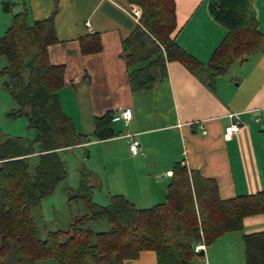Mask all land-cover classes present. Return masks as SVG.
<instances>
[{
	"label": "trees",
	"instance_id": "16d2710c",
	"mask_svg": "<svg viewBox=\"0 0 264 264\" xmlns=\"http://www.w3.org/2000/svg\"><path fill=\"white\" fill-rule=\"evenodd\" d=\"M129 1L140 6L142 14L123 40L122 55L128 66L155 57L147 67L129 72L135 91L167 78L170 60L181 61L213 86L212 81L235 62L264 50L252 0L211 1L213 16L229 33L206 66L172 36L177 27L175 0ZM15 3L7 0L3 9L11 13ZM58 41L54 14L31 21L26 8L12 14L10 27L0 36V57L8 60L0 76L18 106L8 117H26L28 129L36 132L34 138L0 137V264H37L45 259L57 264H125L145 250L155 251L159 264H195L201 255L195 250L199 242L211 245L227 232L244 230L246 217L264 214V191L222 199L214 180L182 162L173 166L163 202L142 209L114 195L108 205H100L93 201L95 176L83 168L79 191L68 199L84 200L87 213L68 230H51L40 238L33 209L68 175L60 151L117 136L113 110L95 118L90 135L80 132L65 113L59 98L65 66L52 64L48 52ZM80 48L84 55L101 52V36L81 37ZM99 219H106L109 229L95 232L80 226ZM244 243L246 263L264 264V232L245 234Z\"/></svg>",
	"mask_w": 264,
	"mask_h": 264
},
{
	"label": "crops",
	"instance_id": "0c3cea01",
	"mask_svg": "<svg viewBox=\"0 0 264 264\" xmlns=\"http://www.w3.org/2000/svg\"><path fill=\"white\" fill-rule=\"evenodd\" d=\"M5 1L1 0L2 7ZM14 1L18 12L29 10L31 21L54 14L59 41L48 52L52 64L65 66V86L59 98L76 128L90 135L96 117L115 111L112 126L117 136L60 151L64 160L62 153L80 150L78 156L91 164L87 167L95 176L94 190L107 203L97 201L93 191L94 202L108 205L111 196L122 195L142 209L161 203L177 162L214 180L222 199L264 191V50L235 62L212 81L213 86L181 61L170 60L167 78L135 91L129 72L155 60L128 66L122 55L123 40L139 23L133 9L138 8L141 17L140 6L129 0ZM211 1L175 0L177 27L172 36L182 50L205 66L229 33L213 16ZM252 8L258 29L264 33V0H252ZM10 25L6 24L5 31ZM93 33L101 36L103 50L84 55L80 38ZM126 108L133 111L128 122L121 116ZM233 123L241 128L227 136L226 128ZM132 133L141 142L138 155L130 151ZM32 160L37 162V158ZM64 161L68 175L52 195L69 179L68 161ZM73 168L78 183L66 186V191L80 186L83 167L75 162ZM42 201L33 209L35 222ZM244 224V230L227 232L206 245L195 264H247L244 235L264 232V214L248 216ZM71 225L58 229L68 230ZM125 264H159V260L155 251L145 250Z\"/></svg>",
	"mask_w": 264,
	"mask_h": 264
},
{
	"label": "rangeland",
	"instance_id": "374dc122",
	"mask_svg": "<svg viewBox=\"0 0 264 264\" xmlns=\"http://www.w3.org/2000/svg\"><path fill=\"white\" fill-rule=\"evenodd\" d=\"M19 11L17 6H14L11 13H7L1 4L0 0V34L4 33L6 29V24L11 23L12 14ZM6 22V23H5ZM2 35V34H1ZM8 63V60L5 56L0 57V70L3 69ZM4 78L0 76V137L4 138L7 135L10 136H24L29 138H34L36 132L28 129V119L26 117H20L18 119L11 120L8 115L18 106L13 101L11 95L3 86ZM80 150H73L69 153H62L64 160L68 161V169L70 176L67 182H63L59 185L55 195H49V197L44 198L42 205L35 211L36 224L38 227V236L40 238H45L46 233L58 229L59 227L67 229L69 224L75 222L78 216L84 215L87 213V207L84 200L73 201L69 203L68 197L69 194H77L79 189L74 188L72 191L68 192L65 190L66 186H71L75 183H78V178L75 176L74 164L79 163L83 168L91 166L87 159L83 156H78ZM78 157H77V156ZM76 160V161H75ZM82 168V169H83ZM81 169V170H82ZM94 190V193H99ZM95 196V195H94ZM97 201L101 200L103 202L102 195L97 194L95 197ZM94 201V200H93ZM107 203V202H103ZM99 204V203H98ZM102 205V204H101ZM104 205V204H103ZM82 227L90 228L95 232L105 231L110 226V223L106 219H99L94 221H88L80 225ZM1 246V239H0ZM217 259L213 260V263ZM37 264H57L54 259H45L39 261Z\"/></svg>",
	"mask_w": 264,
	"mask_h": 264
},
{
	"label": "built area",
	"instance_id": "2783aa9c",
	"mask_svg": "<svg viewBox=\"0 0 264 264\" xmlns=\"http://www.w3.org/2000/svg\"><path fill=\"white\" fill-rule=\"evenodd\" d=\"M133 14L139 18L140 21V11L138 8L133 9ZM122 118H124L127 122L133 116V111L131 108H126L121 113ZM241 126L239 123H233L226 128V135L232 136L240 130ZM130 139V151L133 155H138L141 152V142L138 138H136V134H129ZM196 252H204L206 250L205 242L201 241L195 246Z\"/></svg>",
	"mask_w": 264,
	"mask_h": 264
},
{
	"label": "water",
	"instance_id": "95a60500",
	"mask_svg": "<svg viewBox=\"0 0 264 264\" xmlns=\"http://www.w3.org/2000/svg\"><path fill=\"white\" fill-rule=\"evenodd\" d=\"M204 252L202 251L201 254H203Z\"/></svg>",
	"mask_w": 264,
	"mask_h": 264
}]
</instances>
